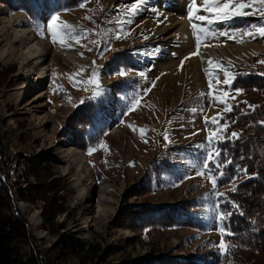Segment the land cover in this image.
<instances>
[{
	"label": "rangeland",
	"instance_id": "obj_1",
	"mask_svg": "<svg viewBox=\"0 0 264 264\" xmlns=\"http://www.w3.org/2000/svg\"><path fill=\"white\" fill-rule=\"evenodd\" d=\"M135 2L83 0L84 7L48 15L40 4L37 18L28 21L25 13L10 12L0 1V48L6 44L5 26L13 29H8L11 43L15 28L26 27L51 46L43 58L48 73L42 81L40 69L25 65L21 51L0 58V185L8 195V213H18L26 222L27 240L19 249L25 261L203 264L206 254H224L218 245L225 220L217 219L223 207L215 193L245 178L219 189L207 175L196 174L207 149L204 117L224 114L225 105L215 102L223 92L228 93L222 98L229 105L243 103V112L264 100L262 94L230 87L237 74H264V64L258 63L264 60V37L239 35L240 30L254 31L262 21L258 14L211 24L193 19L208 30L199 33L197 45L187 15L191 0H143L129 14L127 9ZM201 4L196 0L198 14L209 16ZM52 16L58 17L57 24L66 23L86 38L80 43L66 40L64 47L54 44L47 31ZM182 19L190 50L180 53ZM220 31L237 35L228 39ZM198 47L200 54L190 56ZM123 54H130L135 66L110 73L113 59ZM209 59L228 70L229 85L222 83L223 72L209 65ZM209 79L212 97L207 95ZM96 85L99 94L93 96ZM137 97L140 105L129 111ZM89 101L104 105L94 114L93 126L107 125L99 142L89 147L96 149L90 155L89 148H78L79 132L74 130L77 113ZM101 142L106 147H100ZM163 162L167 165L160 167V174L151 175L152 192L145 193L140 189L143 181ZM22 168L28 171L19 178ZM48 184L58 188L55 194L65 212L45 223L39 197L41 192L51 193ZM184 201L196 205L190 212L196 228L143 230L133 220L131 211L141 206H177ZM35 214L38 217L33 218ZM88 246L97 253L85 260ZM254 259L264 264V258Z\"/></svg>",
	"mask_w": 264,
	"mask_h": 264
},
{
	"label": "trees",
	"instance_id": "obj_2",
	"mask_svg": "<svg viewBox=\"0 0 264 264\" xmlns=\"http://www.w3.org/2000/svg\"><path fill=\"white\" fill-rule=\"evenodd\" d=\"M10 12H23L28 21L37 18V11L40 8V0H0ZM83 0H44L46 14L58 13L62 10L76 9ZM135 63L130 58V54L118 55L109 66V71L134 67ZM231 89L240 90L245 94L259 93L264 96V74L247 73L237 74L231 83ZM233 110L224 113L221 124H230L229 132L240 134L239 139L225 141L218 147L226 149L219 160L230 159L231 164L221 169L223 176L219 175L214 167L210 171L217 175L218 188H224L233 181L235 191L232 188L224 190L226 197H221L223 212L233 214L225 219L223 227L233 235L226 236L225 244L231 247L226 248V254H206L203 264H259L254 257L264 258V100L249 112H243V103L232 105ZM104 108L102 102H85L74 119L76 129H78V148L86 150L99 142L103 133L106 132V122H101L97 127L93 126L94 114ZM235 121V123H233ZM167 165L163 162L153 167L146 180L142 183L145 193L152 192L151 175L160 174V167ZM23 166L22 163L20 167ZM239 168H246L248 174L238 171ZM29 168V167H28ZM26 174V168L19 170ZM30 171V170H29ZM51 193L41 192L43 200V218L45 223L53 221L55 215L62 214L65 209L58 203L59 199L55 194L58 188L53 184L46 185ZM45 198V200H44ZM8 195L6 190L0 185V264H50L41 259L24 260L20 255V246L27 240L26 222L18 216V213L11 215L8 213ZM232 202L239 205V209L232 207ZM196 205L190 201H184L177 206L153 207L144 205L137 208L133 213V220L137 228L145 230L152 228L155 230L172 229L175 227L187 226L196 228V224L190 212ZM242 213V214H241ZM137 215V217H136ZM96 249L88 246L83 259H91L96 256ZM250 256H254L253 258ZM164 263V262H163ZM184 264V263H179ZM186 264H197L193 261Z\"/></svg>",
	"mask_w": 264,
	"mask_h": 264
},
{
	"label": "snow or ice",
	"instance_id": "obj_3",
	"mask_svg": "<svg viewBox=\"0 0 264 264\" xmlns=\"http://www.w3.org/2000/svg\"><path fill=\"white\" fill-rule=\"evenodd\" d=\"M143 3V0H136L135 3H133L128 9L127 12L129 14L135 13L139 6ZM81 7H84L83 4H81ZM201 7L203 9L204 13H208L209 16L203 15V14H198L200 9L197 8L196 5V0H191V4L189 5V11H188V19L191 24V27L193 29V33L196 37V42L197 45L200 44V32H205L207 33L208 30L204 29L202 27H199L196 23H193V19L197 21H207L209 24L213 23V21H218V22H226L232 20L234 17H246V16H252L258 14L262 24L261 26H258L255 28L254 31H249V30H240L239 35L241 37H250L255 39L256 36L258 35L259 37H264V0H202ZM246 9H256L255 12L253 11H246ZM88 18V17H86ZM58 17L57 16H52V18L48 21L47 24V31L51 36V40L54 44H59L60 46L64 47L65 46V41L66 40H71L76 43H80L83 39L86 37L84 35L78 34L76 29L72 28L70 25L66 23H60L57 24ZM81 33L86 32V30L81 29ZM212 35H216V33H211ZM220 36H225L228 39H235L237 33L232 32L229 33L227 31H220L218 33ZM117 39L121 38L119 36L116 37ZM95 43V41H93ZM237 42H242L237 41ZM199 47L197 48V51L194 53H191L190 56H195L199 55ZM81 55H83L81 53ZM190 58V57H186ZM258 63L264 64V60L258 61ZM209 65H213V61L211 59L208 60ZM183 65V61H181V66ZM214 69H217L219 71L223 72V81L222 83L224 85H229V83L232 80V77L230 76L228 70L226 68H223L219 64L213 65ZM209 69H205L206 73H209ZM121 76L124 75V70H121L119 73ZM93 77H95V73H93ZM217 84H220L221 81L217 78L216 80ZM154 86V84H153ZM208 87H209V92L207 95L209 97L213 96V93L211 89L213 88V84L211 79H209L208 82ZM97 91L93 93V96L99 94V85H96ZM150 91L145 90V92ZM237 92L239 90L237 89ZM201 95H204L201 93ZM228 95L227 92H223L222 94L216 95L215 96V102L219 104H224V108L222 109L223 113H228L233 110V106L229 105L225 99L222 97H226ZM247 103V102H245ZM140 105V98L137 97L131 104L129 111L135 110L137 106ZM250 108H255L256 106L248 105ZM223 119V115L221 113H217L215 116L212 117H204V124L205 128L208 131V135L206 138V143H207V149L205 153V158L203 160V167L201 171H198L196 174L197 175H207L209 181L212 183L213 188L216 187V182H217V175L210 171L213 167L219 171V175L223 176L224 172L221 171V169L226 168L228 164H231L232 161L230 159H227L225 161L219 160V157L223 154L226 153V149L219 148L218 145L222 144L225 141H231L235 139L240 138V134L236 132H229L230 129V124L227 122L224 124H221L220 121ZM235 123V121H233ZM261 124H264V122H260ZM209 126H211L209 128ZM129 127H132L129 125ZM135 131L136 129L133 128ZM141 132L144 130L141 129ZM196 134V133H193ZM165 141H168L169 137L167 134H165L164 137ZM100 147H106L103 142L100 143ZM197 147L203 148L204 145H198ZM96 149L95 148H89L88 149V154L90 155L92 152H94ZM240 172H243L245 175L248 174L246 168H239L237 169ZM233 191H235V185H233L232 188ZM217 197H226L227 193H215ZM232 207L235 209H239V205H237L235 202H232ZM219 208V202L217 203V209ZM233 213L228 211V212H218L217 214V219L218 220H225L228 217H230ZM242 214V213H241ZM220 235H221V240L218 245L219 249L221 250L222 253L226 254V248L231 247L225 244V237L233 235L229 230H227L224 227H221L219 229Z\"/></svg>",
	"mask_w": 264,
	"mask_h": 264
},
{
	"label": "bare ground",
	"instance_id": "obj_4",
	"mask_svg": "<svg viewBox=\"0 0 264 264\" xmlns=\"http://www.w3.org/2000/svg\"><path fill=\"white\" fill-rule=\"evenodd\" d=\"M184 21L182 19V24L180 26L181 31L179 30L180 32H182L181 37L184 43L180 47V51H179L180 53L190 50V41H188L187 37L185 36L186 32H185V27L183 24ZM3 28H5L3 32V36H5L4 41H6V44H4L0 48V58L2 59V58L10 57V56H13V54L14 55L17 54L18 51L19 52L21 51V54L25 56L24 64L27 66L34 64L36 67H38L40 69V75L38 79L39 81L44 80L47 76L48 71L46 68H44L45 65L43 64V58L47 55L49 49H51V46L47 42L40 40L31 29L26 28V27L15 28L16 30L13 31V34H12L13 40L11 43L8 37L10 36V34L8 33L9 31L8 29H12V27L5 26ZM15 46H18L17 47L18 50L17 48H14ZM60 53L61 55H64L65 52L61 51ZM33 216H34L33 218H35L37 214ZM35 222L36 220L32 219V224H34Z\"/></svg>",
	"mask_w": 264,
	"mask_h": 264
}]
</instances>
